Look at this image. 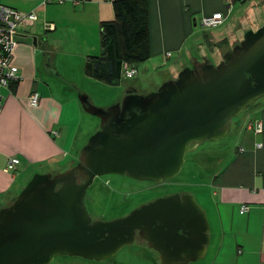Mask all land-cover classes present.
I'll use <instances>...</instances> for the list:
<instances>
[{
  "label": "water",
  "instance_id": "95a60500",
  "mask_svg": "<svg viewBox=\"0 0 264 264\" xmlns=\"http://www.w3.org/2000/svg\"><path fill=\"white\" fill-rule=\"evenodd\" d=\"M263 96L264 25L247 30L218 63L196 58L153 92L139 94L129 86L107 108L81 95L84 111L100 119L99 129L74 166L33 174L0 208V264H48L57 255L103 260L137 236L159 254L161 264L203 258L210 225L192 194L162 196L124 216L93 220L87 188L105 174L155 183L172 178L186 153L227 135L233 118Z\"/></svg>",
  "mask_w": 264,
  "mask_h": 264
},
{
  "label": "crops",
  "instance_id": "0c3cea01",
  "mask_svg": "<svg viewBox=\"0 0 264 264\" xmlns=\"http://www.w3.org/2000/svg\"><path fill=\"white\" fill-rule=\"evenodd\" d=\"M147 1L149 58L145 62L151 64L156 60L158 65H167L166 70L173 73V78L189 66L186 56L191 61L214 57L218 62L224 52L242 40L247 30H256L255 16L264 11V0ZM0 2L37 16L17 35L11 62L18 68L19 79L9 88L1 89L2 208L16 198L33 174L62 172L78 159L81 149L76 145L78 132L65 124L64 103L54 91L55 77H60L56 72L58 55H65L69 45L76 44L79 48L83 43L89 45L91 53L87 56L98 54L101 23L112 20L114 11L112 0ZM216 12L225 14L224 20L205 30L202 18ZM46 23L52 24V28H46ZM208 46L210 56L201 51ZM166 53L170 56L165 57ZM33 90L40 96L37 105L28 101ZM257 122H261L260 132L255 131ZM232 131L238 133L239 146L211 176L210 214L216 231L214 238L210 235L204 257L212 247L214 255L208 264H264V105L245 112ZM10 157H17L20 163L7 171ZM242 206L248 209L242 211Z\"/></svg>",
  "mask_w": 264,
  "mask_h": 264
},
{
  "label": "rangeland",
  "instance_id": "374dc122",
  "mask_svg": "<svg viewBox=\"0 0 264 264\" xmlns=\"http://www.w3.org/2000/svg\"><path fill=\"white\" fill-rule=\"evenodd\" d=\"M255 22L254 25L257 28L263 25L264 11L255 16ZM204 29L208 30L210 28ZM188 45L191 46L192 41H189ZM205 45L207 46V44ZM208 47L202 48L201 51L203 53L207 52V55L210 56L211 48ZM96 51L99 53V50ZM90 53L89 45L85 46L83 43L82 47L79 48L76 44L74 46L69 45L66 48L65 55H58V70L56 72L60 77H55L54 91L64 103L63 120L65 124L78 132L77 147H82L89 136L96 132L100 126L98 117L84 111L80 100L81 95L87 96L89 102L94 106L107 108L118 99L120 100L129 86L136 88L139 94H147L156 90L163 82L173 78V73L166 70L167 65H158L156 60H152L151 64L145 61L138 64L136 75L132 78H123L121 84H107L85 75L84 61ZM217 60L214 57L210 58L211 62L218 63ZM169 62H171V59ZM191 62V59L186 56L187 65H190ZM61 87H64L62 91H60ZM254 104L234 117L233 120L241 118L245 112L256 106L264 105V96L256 100ZM239 143L238 133L234 131H230L216 141H204L196 150L186 153L185 161L178 174L161 183L136 180L115 174L96 176L86 191L85 204L87 210L93 220H112L124 216L132 209L156 198L175 193H190L209 215H207V218L210 225V235L214 238L216 229L210 214V208H213L212 198L210 201L212 193L211 176L230 158ZM70 165L74 166V163ZM211 248L205 257L186 264H208L214 255ZM48 264L161 263L159 254L149 248L144 240L137 238L132 245L122 247L114 255L103 260L57 255Z\"/></svg>",
  "mask_w": 264,
  "mask_h": 264
},
{
  "label": "trees",
  "instance_id": "16d2710c",
  "mask_svg": "<svg viewBox=\"0 0 264 264\" xmlns=\"http://www.w3.org/2000/svg\"><path fill=\"white\" fill-rule=\"evenodd\" d=\"M112 5L114 18L101 23L100 51L86 57L84 73L119 84L124 63L138 66L149 58L148 1L112 0Z\"/></svg>",
  "mask_w": 264,
  "mask_h": 264
},
{
  "label": "built area",
  "instance_id": "2783aa9c",
  "mask_svg": "<svg viewBox=\"0 0 264 264\" xmlns=\"http://www.w3.org/2000/svg\"><path fill=\"white\" fill-rule=\"evenodd\" d=\"M50 0H44L48 2ZM225 14L216 12L209 16H204L201 20L203 26L207 28L215 27L222 23ZM37 19L34 12H22L6 6L0 2V106L4 96L1 94V89L9 88L11 82L19 79L18 68L11 62L12 54L17 46V35L22 27L32 24ZM46 28H52V24L46 23ZM170 53H166L165 57H169ZM137 73V66L129 63H124L122 67L123 78H132ZM39 93L33 90L28 101L31 105L39 103ZM255 131H261V122L255 124ZM56 135L57 132H54ZM261 144H257L260 146ZM20 163L17 157H10L7 162L6 170H14ZM248 206H242L241 210L246 211Z\"/></svg>",
  "mask_w": 264,
  "mask_h": 264
},
{
  "label": "flooded vegetation",
  "instance_id": "af4514ba",
  "mask_svg": "<svg viewBox=\"0 0 264 264\" xmlns=\"http://www.w3.org/2000/svg\"><path fill=\"white\" fill-rule=\"evenodd\" d=\"M220 60H221V59H220ZM220 60H219V61H220ZM219 61H218V62H219ZM210 62H211V61H210ZM211 63H216V62H211ZM236 120H237V119H235V120L232 121V124H231V130H230V131H232V129L234 128V125H235ZM77 180H78L79 183L81 182V179H80L79 177H77ZM137 238H138V236L135 237V239H137Z\"/></svg>",
  "mask_w": 264,
  "mask_h": 264
}]
</instances>
